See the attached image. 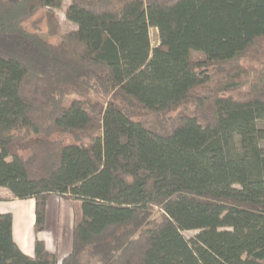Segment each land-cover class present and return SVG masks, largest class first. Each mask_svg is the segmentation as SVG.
Wrapping results in <instances>:
<instances>
[{
    "label": "trees",
    "instance_id": "trees-1",
    "mask_svg": "<svg viewBox=\"0 0 264 264\" xmlns=\"http://www.w3.org/2000/svg\"><path fill=\"white\" fill-rule=\"evenodd\" d=\"M63 5L0 0V188L81 220L59 261L0 213V264H264V0Z\"/></svg>",
    "mask_w": 264,
    "mask_h": 264
},
{
    "label": "crops",
    "instance_id": "crops-1",
    "mask_svg": "<svg viewBox=\"0 0 264 264\" xmlns=\"http://www.w3.org/2000/svg\"><path fill=\"white\" fill-rule=\"evenodd\" d=\"M67 202L69 201L51 196L46 204L45 228L43 231L35 233L34 201L15 199L8 190L0 188V213L12 216L13 241L19 250L29 257L33 256V245L36 239L42 241L46 251L55 254L59 261L69 253L74 221L70 220L69 211H65V215L60 211ZM49 205H53L54 208L47 220ZM47 228H49L48 235H45ZM66 233H68L67 237ZM43 235L44 237H42Z\"/></svg>",
    "mask_w": 264,
    "mask_h": 264
},
{
    "label": "rangeland",
    "instance_id": "rangeland-1",
    "mask_svg": "<svg viewBox=\"0 0 264 264\" xmlns=\"http://www.w3.org/2000/svg\"><path fill=\"white\" fill-rule=\"evenodd\" d=\"M67 5H68V0H64V5L62 9L54 12L55 19L58 22V28H57L58 32L55 36L51 38L49 37L46 39L47 41L51 43L59 42L61 34L75 29V26L71 24L70 22H67L64 17V11ZM24 26L26 29L31 30V31H36L44 37L47 36L46 35L47 27H46V19H45L44 11H40L39 13H37L27 23H25ZM149 36H150L152 47H155L158 44V37H157L156 31L154 29H150ZM191 58L193 61L203 60V56L199 53H192ZM258 125L260 128H264V122L259 123ZM51 140L52 141H70L71 138L69 136H61V137L54 136ZM260 147L264 151V141L260 142ZM53 208H54L53 205H49L48 210H47V220H49L50 212ZM60 211H61V214H64V215H65V211L67 212L69 211L70 220L72 222L74 221V223L81 220V209H80L79 201L67 202L64 208L62 207ZM48 230L49 228L45 230L47 232L45 235H48ZM195 234L196 232L194 231H186L182 233L184 238L187 240L191 239ZM67 236H68V233H66V237ZM42 237H44V235Z\"/></svg>",
    "mask_w": 264,
    "mask_h": 264
}]
</instances>
